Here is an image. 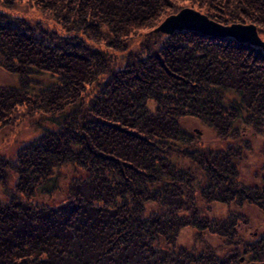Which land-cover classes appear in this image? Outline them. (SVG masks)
I'll return each mask as SVG.
<instances>
[{"label": "trees", "instance_id": "trees-1", "mask_svg": "<svg viewBox=\"0 0 264 264\" xmlns=\"http://www.w3.org/2000/svg\"><path fill=\"white\" fill-rule=\"evenodd\" d=\"M186 6L264 35V0H0V131L32 132L0 155V264L264 260L242 214H209H264V160L260 184L239 169L256 134L264 158V52L155 31Z\"/></svg>", "mask_w": 264, "mask_h": 264}, {"label": "rangeland", "instance_id": "rangeland-1", "mask_svg": "<svg viewBox=\"0 0 264 264\" xmlns=\"http://www.w3.org/2000/svg\"><path fill=\"white\" fill-rule=\"evenodd\" d=\"M189 8H192V7H189ZM198 12L203 14L202 11H198ZM31 13L36 14L35 11H32ZM224 25H228V24H224ZM143 35L144 34H142V36ZM163 35H167V34H163ZM258 35L264 41V35L263 34H258ZM135 39L136 41H138L140 37H136ZM15 84H16V78L13 75L7 73L6 71L0 69V85L15 86ZM27 124L28 122L22 121L20 124L17 123L13 125L12 127L4 128L2 131H0V155L2 153V155L4 156L5 155L10 156L9 153L12 152L13 149L16 147L18 143L17 141H22L23 139L29 138L32 135L31 127L29 126V124L28 125ZM187 125L190 127V129H192L194 132H196V134L199 135V140H201L204 145L216 147L218 139H216L214 134L211 133L205 126L199 124L196 121L188 122ZM262 140L263 138L260 135L256 134L251 139L250 151L249 152L246 151L243 154V160L241 161V165L239 169L241 170V174H242L244 181H246V183L248 184H260L261 183L260 177L259 179H257V175H258L257 173L258 172L260 173L259 169L264 160V158L262 157V148H261ZM255 171H257V173L255 174L256 177L253 178V172L255 173ZM1 197H2V193L0 191V198ZM210 209L211 210L209 214L211 216L212 215L214 216L226 215L230 209L233 211H238L240 214H242L245 220L242 221V223L240 222L239 231L244 237H249V239L252 240L255 238H260L261 235L264 234V214L261 212L260 209H258L254 205L242 203L241 208H239L238 206H227L224 204H212L210 205ZM209 241L212 245L217 244L216 239L214 240L211 239ZM255 262H261V260H251L249 256H245L242 258V261L240 262V264H252Z\"/></svg>", "mask_w": 264, "mask_h": 264}, {"label": "water", "instance_id": "water-1", "mask_svg": "<svg viewBox=\"0 0 264 264\" xmlns=\"http://www.w3.org/2000/svg\"><path fill=\"white\" fill-rule=\"evenodd\" d=\"M175 30L196 31L215 37H231L236 42L258 46L264 52V41L259 37L254 24L232 23L224 25L189 7H184L177 13L167 16L155 28L156 32L163 34H171ZM252 264H264V262Z\"/></svg>", "mask_w": 264, "mask_h": 264}]
</instances>
